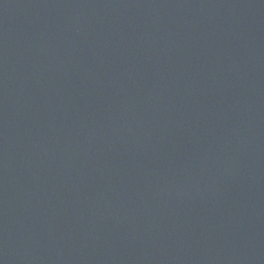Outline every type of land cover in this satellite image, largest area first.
<instances>
[{"label": "water", "instance_id": "obj_1", "mask_svg": "<svg viewBox=\"0 0 264 264\" xmlns=\"http://www.w3.org/2000/svg\"><path fill=\"white\" fill-rule=\"evenodd\" d=\"M0 264H264V0H0Z\"/></svg>", "mask_w": 264, "mask_h": 264}]
</instances>
